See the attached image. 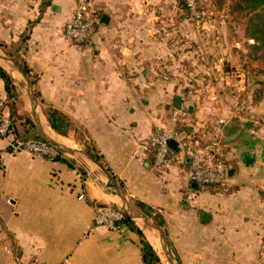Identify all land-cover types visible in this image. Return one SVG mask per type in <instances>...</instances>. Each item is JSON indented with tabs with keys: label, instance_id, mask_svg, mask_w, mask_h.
<instances>
[{
	"label": "crops",
	"instance_id": "1",
	"mask_svg": "<svg viewBox=\"0 0 264 264\" xmlns=\"http://www.w3.org/2000/svg\"><path fill=\"white\" fill-rule=\"evenodd\" d=\"M77 4L0 0V55L29 70L24 76L0 56L17 91L8 97L1 79L0 106L18 125L22 115L34 123L21 138L41 135L36 117L44 129L52 128L48 109H59L72 128L66 136L55 133L74 148L91 146L131 201H143L162 216L159 226L178 259L184 247L204 248L206 258L213 259V249L221 246L231 257L235 251L237 264H264V120L250 116L264 117V97L242 103L244 112L239 105L232 112L223 97L204 91L225 82L217 60L226 55L217 47L202 49L210 63L201 65L207 79L199 91V69L190 64L182 69L185 54L179 49L182 40L190 43L184 48L189 52L197 43L190 27L196 20L165 15L180 6L176 0H91L100 23L82 45L64 31ZM216 100L223 103L216 113L211 106L205 110ZM178 105L189 111L186 133L208 131L202 135L206 139L226 133L221 141L232 171L227 181L235 189L194 187L188 162L172 147L169 160L155 166L151 136L169 124ZM208 122L216 124L213 129L207 130ZM233 134L235 141L229 142ZM90 164L59 151L41 157L26 148L14 152L0 136V264H145L142 237L130 224L115 230L96 224L98 210L116 206L119 198L106 191L101 183L106 178ZM133 222L156 250L149 234L157 235Z\"/></svg>",
	"mask_w": 264,
	"mask_h": 264
},
{
	"label": "rangeland",
	"instance_id": "2",
	"mask_svg": "<svg viewBox=\"0 0 264 264\" xmlns=\"http://www.w3.org/2000/svg\"><path fill=\"white\" fill-rule=\"evenodd\" d=\"M176 1L179 2V0ZM182 3L183 1L180 2V6L166 9L167 14L165 15L170 14L178 17L185 15V10ZM201 4L202 11H204L205 14L194 22L190 21V27L193 28L197 35V43L194 44V48L190 50L191 52L184 50V48L189 46L190 44L189 42H187V40H182L183 43L179 44V49L182 50L183 54H185L181 60V68L187 69V64H190L199 69L197 71V73H200V77L197 75L200 78V86H198V89L199 91H202L201 88L203 87L204 89V86H206L204 85L205 80L207 79V76L202 72L203 67L201 66L203 64L205 65L204 59H206L202 51L203 47H207L210 49H215L216 47L224 49L220 51H225L224 53L226 55V58L224 59V57H219L217 61L222 65V71L219 79L220 81L225 80V82L218 85H216V83L212 85V87H206V90L204 89V91L223 97L225 99L226 106H230L232 112L235 111L234 108L236 105L242 106V103L246 104V102L251 105L256 100V98L260 97L261 99L264 97V51L254 49L253 45L257 42H252V39H247L246 37H244L245 26L249 20L250 15L248 13L245 14L244 12H240L236 9V0H202ZM94 13L99 16L96 11H94ZM185 25L187 27V24ZM185 25L183 24V26ZM221 33H223V35ZM73 44L82 45L83 43ZM189 53L191 54L190 56L192 58L188 62L186 60V54ZM197 54H199L198 57H196ZM221 54L223 53H218V55ZM195 86L196 85H193V89L196 88ZM222 104H220L218 100H216L215 102H213V104L207 105L208 108L206 107L207 109L205 110L209 111L211 106L212 111L216 113L219 108L218 106H222ZM207 124L209 125L207 127V130H209L210 128L213 129L216 125L213 122H208ZM207 132L208 131H205L204 133L207 134ZM199 133L202 134V132H198L197 134ZM222 133L219 132V134L216 135L217 139H219L220 141L222 140V136L226 135L225 132ZM232 133L233 132L230 131L229 136H231ZM50 134L53 135L51 132ZM31 136L32 135H30L29 137L32 138ZM232 136L233 137H225H228V139L230 140L229 142H234L235 135L233 134ZM61 137L67 139L66 137ZM83 139L84 138L81 137V140ZM87 147L92 149V147L87 144L83 147L78 143H76L75 148L86 150ZM52 151L54 155L57 153L56 150ZM90 165L92 169L101 176L102 179H105L98 165H96L95 163H92ZM231 185L232 184H230V181H227L224 186L212 192L231 191L232 189H235V184H233L234 186ZM138 221L140 224L142 223L141 220ZM151 237L152 235L149 234V238L152 241ZM203 249L204 248L199 247L197 249H190L189 251L186 247L181 248L179 259L175 255L174 251L173 253L180 264H237L235 261V251L233 253L234 257H231L228 254V252H230L228 248H221V246H218L217 248L213 249L215 255L212 259L210 257L206 258ZM196 251L198 253L201 252L202 255L196 257L194 254V252ZM158 253L161 257L160 264H172L167 258L164 249L159 248ZM227 256H229V258Z\"/></svg>",
	"mask_w": 264,
	"mask_h": 264
},
{
	"label": "built area",
	"instance_id": "3",
	"mask_svg": "<svg viewBox=\"0 0 264 264\" xmlns=\"http://www.w3.org/2000/svg\"><path fill=\"white\" fill-rule=\"evenodd\" d=\"M189 14L198 18L204 15V11L199 9L197 0H185ZM100 23L91 7V0H78L77 8L73 16L64 24V31L70 41L82 44L88 41L96 25ZM251 41V40H250ZM252 42L254 40L252 39ZM208 65L209 59H204ZM223 61V60H222ZM238 111L244 112L243 107H238ZM250 114V113H249ZM189 116L188 108L184 105L174 106L170 112L169 124L151 136V145L155 150V166H161L169 160L172 148L170 141L177 142V149L188 162V171L191 181L200 185H222L229 177V163L225 148L219 139H206L204 136L190 135L183 129V123ZM252 119H262L258 115L250 114ZM0 136L8 139L9 146L14 152L26 148L36 156L54 155L55 150L48 142L35 138L26 140L16 136L12 118L0 106ZM126 214L115 205L103 206L98 210L95 217L97 225H102L110 229H118L120 221Z\"/></svg>",
	"mask_w": 264,
	"mask_h": 264
},
{
	"label": "trees",
	"instance_id": "4",
	"mask_svg": "<svg viewBox=\"0 0 264 264\" xmlns=\"http://www.w3.org/2000/svg\"><path fill=\"white\" fill-rule=\"evenodd\" d=\"M183 1L182 5L185 10V17H189L190 19H199L194 18L189 14L187 5L185 0H179L180 2ZM199 9L202 10V0H197ZM236 9L240 12H244L245 14H249V20L245 26V34L244 37L247 39H254L257 43L253 45L254 49L257 50H263L264 51V0H236ZM24 71L26 74H28L29 70L24 67ZM3 79L6 86V91L8 93V97H15L17 95L16 87L14 85L12 77L0 66V80ZM260 97L256 98V100H259ZM11 117V114H9ZM48 120L53 128L54 131H56L58 134L61 135H68L69 131L72 128V121L70 118L60 111L57 108L50 107L47 112ZM25 116H17V118H22L24 121L21 124H17V119H12L14 130L16 133V136L19 139H22L21 136L23 134L30 130V127H34V123L30 118H24ZM12 118V117H11ZM29 126V127H28ZM28 127V128H27ZM28 129V130H27ZM35 139L46 141L44 137L40 134H36L34 136ZM26 140V139H23ZM87 151L91 153L96 159L99 161L101 160L100 155L95 152L94 150L87 147ZM229 162V160H228ZM226 184V183H225ZM225 184L222 185H203L204 189H208L209 191H214L216 189L221 188ZM137 205L141 207L149 216H151L160 226L164 225V220L162 216L159 213H154V210L152 207H150L148 204H146L143 201H137ZM128 223L130 224L136 231L141 235L142 240V251H143V257L145 264H160L161 259L158 255L157 251L153 248L151 243L145 238L143 232L134 226L133 219H131L129 216H125L122 221H120V224Z\"/></svg>",
	"mask_w": 264,
	"mask_h": 264
},
{
	"label": "water",
	"instance_id": "5",
	"mask_svg": "<svg viewBox=\"0 0 264 264\" xmlns=\"http://www.w3.org/2000/svg\"><path fill=\"white\" fill-rule=\"evenodd\" d=\"M102 21H104V22L106 21V16L103 17ZM1 57L12 61L15 65V67L24 76H26L24 71L22 69H20V67L15 63V61L13 59L8 57L7 55L1 56ZM35 123L38 125V127L40 129V133L44 137L46 142H48L57 151L64 152V153H67L69 155H73L76 157L83 156L80 158L87 159V160L91 161L92 163H95L96 165H98L100 167L101 173L106 178V183L101 181V183L106 187V191L110 194L118 196V198H119V202L116 206L119 207L121 210H123L124 213L127 216H129L131 219L137 220V221L141 220L142 223L140 225H142L145 229L155 233L158 236V238L160 239V242L163 246V249L165 251V254H166L167 258L169 259V261L172 264H180L178 262L177 258L175 257L174 253H173L172 247L170 245V242H169L168 237H167L166 233L164 232V230L141 207H139L136 203H134L133 201H131L127 197V195L124 193V191L118 185V183L114 180V178L112 177L110 172L106 169V167L98 159H96L91 153H89L85 149H78V148H74V147H69V146L64 145V144L56 141L55 139L51 138L45 132L44 126L41 124L40 120L37 117L35 118ZM170 146L173 149L177 150V142L175 140L170 141ZM231 174H232V171L229 172V175H231ZM193 186L198 188L199 183H197V182L193 183ZM209 216L210 215L208 213H205L203 215V219L208 220ZM138 223H139V221H138Z\"/></svg>",
	"mask_w": 264,
	"mask_h": 264
},
{
	"label": "bare ground",
	"instance_id": "6",
	"mask_svg": "<svg viewBox=\"0 0 264 264\" xmlns=\"http://www.w3.org/2000/svg\"><path fill=\"white\" fill-rule=\"evenodd\" d=\"M49 129H50L51 131H49ZM49 129H48V127H45V132H46L51 138L55 139L56 141H58V142H60V143H62V144H64V145H67V146H69V147H72L71 144H73V143H72L70 140L62 138L60 135H58L57 133H55V131H54L52 128H49ZM50 132H51L53 135H51ZM74 146H75V145H74ZM151 239H152V242H153L154 246H155L157 249L162 248L161 245H160V242H159V240H158V238H157V236H155V237L153 236V237H151ZM157 249H156V250H157Z\"/></svg>",
	"mask_w": 264,
	"mask_h": 264
}]
</instances>
